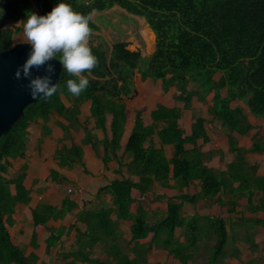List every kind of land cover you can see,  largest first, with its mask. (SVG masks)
<instances>
[{"label": "trees", "instance_id": "obj_1", "mask_svg": "<svg viewBox=\"0 0 264 264\" xmlns=\"http://www.w3.org/2000/svg\"><path fill=\"white\" fill-rule=\"evenodd\" d=\"M32 1L41 14L50 11L58 2ZM67 2L77 11L91 16L92 31H99L92 19L93 12L101 13L114 6L144 18L154 34V51L143 68L140 65V53L127 50V43L113 44L109 58L101 46H91L98 62L93 69L86 70V74L89 73V85L79 96L69 92L66 84L67 79L78 77L61 69L57 93L39 98L26 107L22 118L0 136V263L35 264L37 261L36 256L24 257L22 251L12 245L4 226V217L13 214L16 202L28 204L30 201L29 192L23 185V172L10 179L2 176L7 172L9 159L23 156L29 124L38 119L47 122L52 111L59 116L66 113V120L74 119L79 104L89 101L95 127L104 129L106 116H111V138L101 142V159L106 167L120 149L123 125L128 114L123 97L131 94L133 70L139 68L142 80H160L163 91L175 86L179 92L176 98L183 102L185 108L194 95L204 100L212 92L208 113L226 130L228 149L235 158L225 171L217 172L203 164V155L198 149L184 148L186 143L194 144L198 139L205 143L208 141L201 118L193 121L190 135L184 136L178 125V109L158 106L150 114L153 122L151 126L143 125L141 111H138L124 146V153L130 158L127 172L138 177V181L132 182L128 178L112 180L99 189V193L110 198L112 207L79 212L77 220L83 222L86 229L83 233L76 231L77 248L67 256L86 264H147V254L154 247L166 251L179 264H189L196 251L202 248L205 258L203 264H222L229 239L225 221L220 217L199 215L182 218L181 206L182 202L194 203L197 198L213 200L222 190L228 189L232 195L245 197L251 212L264 213V172L256 176V166L249 165L244 156L247 152L263 153L264 140L255 137L249 148L239 147L233 133L246 135L252 125L240 108L230 107L232 101H242L252 116L264 118V0ZM5 3L9 15L4 12L0 16V51L9 49L13 34L19 32V29L13 32L4 28L5 20H22L28 11H35L28 0H5ZM216 72H220L221 76L214 80ZM189 83L194 89H187ZM221 89L226 90L224 97L220 95ZM61 95L73 102V110L65 109ZM158 123L162 125L157 129ZM60 127L67 131V126ZM155 129L161 145H172L173 155L170 159L165 158L161 148L144 147L147 137ZM84 132L80 145L57 150L55 158L59 166L71 168L76 164L82 165L81 145L96 146L92 134L88 130ZM50 175L53 181L57 180L55 171H51ZM170 179L179 189L186 187L192 180H200L201 189L195 196H180V203L168 202L165 214L155 222H149L142 202L133 199L131 192L136 189L143 195L153 189L154 182L168 186ZM234 183L237 185L233 188ZM9 184L14 185V195L10 194ZM256 193H260L261 197L254 205L251 200ZM133 203H136L135 210H132ZM235 203L233 200L227 201L229 205ZM73 206L68 200L63 201L60 208L38 206L32 211L34 225H45L49 218H59ZM121 222L129 223V239L123 238L118 231ZM255 223L264 227L263 220H256ZM177 229L182 231V241L175 237ZM49 233L47 247L53 245L60 236L57 232V237H52L53 230H49ZM148 236V245L139 243ZM98 244H101L105 255L102 260L90 257ZM127 252L131 253L130 256Z\"/></svg>", "mask_w": 264, "mask_h": 264}, {"label": "crops", "instance_id": "obj_2", "mask_svg": "<svg viewBox=\"0 0 264 264\" xmlns=\"http://www.w3.org/2000/svg\"><path fill=\"white\" fill-rule=\"evenodd\" d=\"M28 2L30 3L29 5L37 13L41 14L40 9L35 6L32 0H28ZM117 8L119 9L120 7L114 6L111 9L115 11L117 10ZM100 14H102V12L101 13L93 12L92 19L94 15L97 16ZM129 15L133 16L131 14ZM133 17L139 18V21H137L139 23L138 32L139 34L140 32L143 33V35L141 36L142 40H139L138 42L136 41L134 36L131 37L133 38L132 47L129 44V38L120 39L119 41L114 42V44L120 42L127 43L126 46L127 50L132 52H139L140 57L142 59H147L152 55L154 51V34L150 30L144 18L136 17V16ZM4 28L11 29L13 32L15 29H19V32L17 34L24 39L27 38V36L23 31L22 23L17 24V21L6 20ZM21 30L22 32H20ZM93 32L94 31H92L90 35L93 34ZM110 51L108 54H110ZM107 56L109 58V55ZM87 75H89V73ZM217 75L218 77L215 78ZM220 76L221 73L216 72L213 75V79L217 80ZM131 82L133 87L132 92L136 91L135 102L142 105V107H140L138 110L139 111L141 110V119L144 126L152 125L153 122L151 120L150 114L158 106H163L166 108H176L180 111L181 114V118H179L178 120V125L183 130V135L184 136L190 135L192 123L190 121L189 125L186 127L183 121L181 120L185 115V112H187L188 110H186L183 103L181 104L180 101L177 98H175V94H177V89L175 86H170L165 93L159 91L156 88L157 87L161 88L162 82L160 80L153 81L150 78H146L142 80L139 68H135L133 70ZM190 88L192 87H190L189 84L188 89ZM63 98L65 97L63 96ZM65 99L66 101H68L67 98ZM124 100L125 102H127L128 99H126L125 97ZM192 101H193L192 105H194L193 107H196V105L198 104L194 100ZM84 102H89V101H84ZM61 103L64 105L65 109L73 110V103L71 104V106L66 105L62 99H61ZM126 108L128 110V114L126 116L123 125V131L120 139V149L117 150L115 157H112L107 162L106 167L104 166L103 161L101 159L103 156V147L101 142L104 139L109 140L111 138V133H110L111 117L110 119H108V117L106 118L109 120L108 130L106 129V126L104 129H94L95 121L91 120L92 117L90 115V102L89 105L87 106V116L83 113V111H81L80 114H82L85 117L87 122L89 123L93 122L94 125L93 129L92 130L88 129V131L92 134L93 141L96 143V146L93 148L91 144L81 145L82 165L76 164L71 168H67L65 166H59L55 158L56 152L57 150H59L60 147L62 149L63 148L69 149L72 145V142L77 145L81 144V141L84 138L83 134H81L80 137V135H76V134L74 135L71 132L72 129L77 130V127L79 126L77 123L78 120L77 117L79 116H76V118L74 117V119L71 118V120H66L64 118V115L66 113H64V115L62 116H59L56 113L59 116V118L56 119V124H58V127L48 125L49 124L48 122L44 124V123H40L39 121L31 122L29 124L26 132V142H25V150L23 156L9 159L7 172L6 174H2V176L6 179H10L15 177L19 173L23 172L24 173L23 185L25 189L29 192L30 201L28 204H24L22 202H16L14 206L13 214H11L8 217L7 216L4 217V226L8 232L10 242L12 243V245L18 247L22 251L24 257H28L31 255L36 256L37 261L35 262V264H86L79 260L74 259L72 256L69 257L67 256L71 251L77 248L76 231H80L83 233L86 229V225L83 222L79 221V223H76L77 215L79 214L80 211H87L94 208H98L99 201L97 200H99L98 196L101 194L98 191L101 187L108 185L112 180H121L123 178H127L126 176L129 175L127 172V163L129 162L130 158L124 153V146L133 129L136 115L132 114L133 111L130 110L127 105ZM199 117H201L204 120L203 125H204L205 133L208 137V141L207 143H205L204 148L203 146L199 147L200 144H198V140L194 144L186 143L184 145V148L186 150L198 149L199 151H201L202 155H203L202 152H204V155L205 154L207 155L206 160L204 159V155H203V164L206 167L213 169L217 172L225 171L227 165L233 161L231 159L232 157L230 156L227 159L224 158L226 163H224L223 166L219 168L220 163L218 162V160L221 158H219V156L215 158V156L213 155L216 154L220 155L229 150L227 137L220 139L219 146H217V143L211 140L212 130L213 132L216 131L215 127L213 126L214 124L213 125L211 124L214 118L211 117V115L208 117L206 113L202 114V116ZM61 125L72 127L69 128L70 132L68 137H63L62 134L63 132L60 127ZM161 125L162 123L156 124L157 129ZM219 128H221V125ZM156 131L157 130L155 129V132L147 137L146 142L144 143V147L145 148L153 147L155 149L161 148L163 150L165 158L170 159L173 155V147L172 145H161L156 135ZM212 135L215 136L216 134L214 133ZM236 135L234 136L236 137ZM74 136H78L77 137L78 139L75 138L73 139ZM236 138L238 140L239 137ZM201 143H203V141H201ZM211 159L213 163H211ZM123 166L126 168V174H127L126 176H122L124 175ZM51 171H55L57 173L56 181H53L51 179V175H50ZM107 174L108 175L110 174L111 176L114 175L115 177L116 176H120V177L110 178L109 176H106ZM262 174L260 175L256 174V176H261ZM107 178L110 179V181H108ZM129 178L131 181L132 180L134 182L138 181V177L134 175H129ZM94 184L97 185L95 192L96 197L90 196L91 198L90 200L85 199L87 196L90 195L88 194V191L90 190V187H92ZM236 185L237 183H234L233 188L236 187ZM67 186L69 188L81 186L85 190V193L82 196L73 193L69 194L66 191L67 192L66 194L64 189ZM156 187L160 188L161 190H164L166 188L177 190L178 192H180L177 198H179L182 195H188L191 197L199 193L201 189V182L200 180H192L186 187H183L181 189L175 186V183L172 179L168 181V186H161L159 183L154 182L153 189L150 190L152 191V193L147 192L146 194L143 195H140L139 192L135 189L137 195L131 197L135 200H140L142 202L143 208L147 212V217L149 222H155L157 219H159L162 215L165 214L167 210V202L169 201L167 200V202L164 203L166 209H162L160 207V203L162 204L165 199L162 195H159V193L155 192ZM69 188H67V190ZM9 190L11 195L15 194V188L13 184H9ZM177 198L176 200H178ZM238 198L241 200L242 198L246 200L245 197H238L236 195H232L228 191V189L222 190V192L219 193V195H217L211 201L205 200L203 198H197L194 203L197 204L196 206L198 207L197 210L198 212L196 211L197 213L192 215L188 214L187 216H185V214L183 213V211L186 208H188L185 206V204L190 205L193 203L182 202L181 217L188 218L193 215H199V216H209V217H220L225 221L227 235L229 239L225 250L226 258L223 260L222 264H228L230 260L229 258L241 262L240 264H245V263L264 264V257L259 256L253 258L252 256L254 252L257 251H259V253L262 256H264V249L263 246L259 247L257 243L254 242L252 235L250 233V229H254L256 225H258L255 223L256 220L264 221V213L257 212L251 214L248 212H242L241 210L236 211L237 206H239L238 201H236ZM65 200H68L69 202L73 203L74 206L70 210H68L63 216L59 218H49L45 225H39V224L34 225L33 216H32L33 209L37 208L38 206H49V207L60 208L63 201ZM230 200L235 201L236 202L235 205L227 204V201ZM95 202H98L97 205L91 207V204ZM178 203H180V200L178 201ZM210 203L211 205H215V206L218 204V206L221 207L227 205L229 206L227 213L230 212L232 214H236V215L238 214L239 217L232 218L228 215L229 213L228 214L226 213L224 215L222 214L215 215L213 213H202L199 211V210L204 211L206 208V204L209 205ZM154 204H156L155 207H153V209L151 207L150 209V206ZM104 206L105 205L102 204V206L99 207H104ZM133 206H135V203L132 204V209L135 210L136 207L134 208ZM231 208L232 211H230ZM246 215H249V217H247ZM243 218L245 220H243ZM119 225H121V227H119L120 229L126 227L127 231L125 233L122 231L121 232L125 239H129L130 238L129 223L121 222L119 223ZM49 230H53L54 232L51 234L52 237H57V232L60 233V236L58 240L54 241L53 245L47 247V239H49L50 236ZM257 230L264 231L262 226H258ZM177 231L182 232L181 229H177L176 232ZM238 231L240 232V234L237 233ZM237 239L248 242L247 247L242 246L244 254H240L241 253L240 250L236 246L234 247V243L235 245H237L236 244ZM149 241H150V237L148 236L144 240H140L139 243L148 245ZM95 247L94 248L98 254H91L90 257L99 258L100 260L104 259L105 255L104 253H102V247H99L97 245ZM98 247L101 248V250L98 249ZM152 249L154 250V247H152ZM155 251L159 253V250L155 249L153 252H151L150 250L147 255L153 256L152 254L156 253ZM232 251H234V253H232ZM59 253L60 255L57 256V254ZM240 255H242V258L248 256V259L244 262L243 260H241L242 258Z\"/></svg>", "mask_w": 264, "mask_h": 264}, {"label": "rangeland", "instance_id": "obj_3", "mask_svg": "<svg viewBox=\"0 0 264 264\" xmlns=\"http://www.w3.org/2000/svg\"><path fill=\"white\" fill-rule=\"evenodd\" d=\"M93 19L96 22V24L98 25L99 31H94L93 34H91L89 36V44L92 47H95L97 45L101 46L103 51L105 53H107V55H109L108 53L111 50V46L114 44V42L119 41L120 39H128L129 38V44H130L131 47L133 46L132 45L133 38H131V37L134 36L136 41H138V42H139V40H142L141 36L143 35V33L140 32V34H141L140 35L139 32H138V24L139 23L137 21H139V18H134L133 16H130L129 14H127L124 10H122L120 8L119 9L117 8V10H115V11H113L112 9L105 10L100 15H97V16L94 15ZM113 21H115V22H113ZM20 32H22V30ZM15 35H17V36H15ZM26 41H27V38L24 39L20 35H18L17 33H14V35L12 36V45L15 44V43L26 42ZM147 60H148V58L147 59H142L140 65L143 68H144ZM87 74H88V72H87ZM217 77H218V75L215 78H217ZM189 84H190V87H192V88L188 89V87H189V85H188L187 89L188 90L194 89V86H192L191 83H189ZM156 89L159 90V91H162L164 93L166 92V91L160 90V89H162V87L161 88L157 87ZM178 94H179V92L177 91V94H175V98L178 96ZM220 95L221 96H225V89H221L220 90ZM212 96H213V93L211 92V93H209L208 95H206L204 97V100H201V101L198 99L197 95H194L191 98L190 104L188 105V107H186V110H188V111L185 112V115L181 119L186 127L189 125L190 121H191V123H193V121L196 118H201L199 116H202V114L206 113L208 115V117L210 116V114L208 113V109H209V107H211V99H212L211 97ZM124 98L125 97H123V102H125ZM135 98H136V95L132 99H129V100H127V102H125V104L128 106V108L133 111L132 114H134V115H136V113L139 111L138 109L140 107H142L141 104L135 102ZM61 99L63 100V102L66 105H70L71 106V104L73 103L71 100L66 101V99L63 98L62 95H61ZM192 100H194L198 104V105H196V107H193L194 105H192L193 104ZM180 103L182 104L183 102L180 101ZM79 105L80 106L78 107V111H79L78 115L76 114V116H79V117H77L78 118L77 123H78L79 126L77 127V130L72 129L71 132L74 135L75 134L76 135H80V137H81V134H83V136H84V134H85L84 131L85 130H88V129L92 130L94 125H93V122H90V123L87 122L85 117L82 114H80L81 111H83V113L87 116V106L89 105V102H84L83 101ZM230 107L232 109L235 108V107L240 108L242 110V113L246 116V118H247L248 122L250 123V125H252V129L246 135H239L237 133H233V136L236 135V134L239 135V136L236 135V137H239L238 140H237V138L235 136H234V138L237 140V144L240 147L245 148V149L249 148L250 145L252 144L253 139L255 137L257 139L259 138V139H263L264 140V118H259V117L252 116L249 113L247 107L244 105V103L242 101L235 100V101L230 103ZM76 116H75V118H76ZM146 116H147V114H146ZM107 117H108V119H110L111 116L107 115L106 118ZM57 118H59V116L56 114L55 111H52L50 116H49V119L47 121L49 123L48 125H52V126L58 127V124H56V119ZM179 118H181V114H180ZM108 119H106L105 124H104V128L106 126L107 130L109 129V126H108L109 120ZM91 120L95 121L94 118H91ZM37 121H39L40 123H44V124L47 123V122H44V121H42L40 119H38ZM211 124L212 125L214 124L213 126L216 129L215 132H213V130H212L211 140L213 142L215 141L217 143V146H219V140L223 139L224 137L225 138L227 137L226 130L224 128H222V127L219 128L220 127V125H219L220 123L217 120H215V119L212 120ZM69 128H72V127L68 126L67 131H65L64 129L61 128V130L63 132L62 133L63 137H68L69 136V132H70ZM94 129H101V128L95 127ZM260 132H261V134H259ZM214 133L216 134L215 136L212 135ZM77 137L78 136H74L73 139L74 138L78 139ZM201 141H203V140L198 139V144H200L199 147L203 146V148H204L205 142L201 143ZM227 142H228V140H227ZM74 144L75 143L72 142V145H74ZM75 145H77V144H75ZM188 147H189V145H188ZM195 147H196V145H195ZM60 149H62V148L60 147L59 150ZM202 153L204 155V152H202ZM213 156H215V158H217V156H219V158H221V159L218 160V162L220 163L219 168H221L223 166V164L226 163L224 158L227 159V158H229L231 156L232 157L231 159L234 160V154L231 153L229 150L226 151L223 154H220V155L216 154V155H213ZM244 156H245L246 161H247V163L249 165H255L256 166V174L257 175H260V174H262L264 172V152L263 153L247 152V153L244 154ZM204 159L205 160L207 159V155L206 154L204 155ZM211 163H213L212 159H211ZM122 171H123V169H122ZM126 175H127L126 174V168L124 167V175H122V176H126ZM106 176H109L110 178L120 177V176H116L115 177L114 175L111 176L110 174L109 175L107 174ZM126 177L128 179H130L129 175H127ZM127 178H125V179H127ZM118 179H120V178H118ZM107 180L110 181V179H108V178H107ZM136 180H137V178H136ZM94 183H95V181H94ZM67 188H69V187L67 186L64 189L66 194L68 192L69 194L73 193V194H76V195H82L83 196V194L85 193V190L81 186H76L74 188H69L68 190H67ZM96 188H97L96 184H94L92 187H90V190L88 191V194H90V195L87 196L86 198L85 197L84 198L90 200L91 199L90 196H95ZM148 192L152 193V191H148ZM155 192L159 193V195H162L164 197V199H165V200L163 199L164 202L162 204L160 203V207L162 209H166V206L164 205V203L167 202V200H169L168 202H175V203H178V201L180 200V199L177 198L178 194H180V192H178L177 190H173V189H169V188L161 190L160 188L156 187ZM136 193L137 192H135V189H133V191L131 192V196H133V197L136 196L137 195ZM172 197H174V198H172ZM256 197H258V198H256ZM260 197H261L260 193L259 194H254V196L252 197V200H251V201H253L252 203L254 205H256V201L258 199H260ZM98 198H99V200H97V201H99L98 208H100L99 206H102V204L105 205L104 207H106V208L112 207L111 201L104 194H100L98 196ZM176 198L178 200H176ZM236 201H238V204H239V206H237V208L235 207L236 211L237 210L238 211L241 210L242 212H248V213H251V214H254V213L258 212V211L257 212H251L249 210V208H248L249 202L247 201V199L244 200L242 198V200H241V199L238 198ZM97 203L98 202L92 203L91 207L97 205ZM156 204L150 206V209H151V207L153 209V207H155ZM196 205H197L196 203H193V204H190V205H186L185 204V206L188 207V208H186L183 211L185 216H187L188 214L192 215V214L197 213L198 212L197 211L198 207ZM133 207L134 208L136 207V203H135V206H133ZM228 207L229 206H227V205L221 207V206H218V204L215 206V205H211V203H210L209 205L206 204V208H205L204 211H201V210H199V211L202 212V213H213L215 215L216 214L224 215V214L227 213V211L229 209ZM235 208H234V210H235ZM228 213L227 214L230 217H232V218H238L239 217L238 214L236 215V214H232L230 212H228ZM246 216L249 217V215H246ZM111 217L114 218V216H111ZM243 220H245V219L243 218ZM76 221H75L76 223H79L78 220H76ZM258 226H261V225H256V227L254 229H250V233L252 235V238H253L254 242L257 243V245L259 247H262V246H264V231L257 230ZM119 227H121V225H119ZM122 227H123V225H122ZM262 228L264 229V227H262ZM118 231L119 232L122 231V232L125 233L127 230H126V227H123L121 229L119 228ZM237 233L240 234L239 231ZM180 234H181V232L177 231L176 234H175V237L178 238L180 241H182L183 238H182V236ZM122 237H123V234H122ZM236 244L237 245H235V243H234V247L236 246L240 250V252H241L240 254H244L242 246L243 247H247L248 246V242H245L244 240H238L237 239ZM97 246L101 247V244H98ZM131 246H133V245H131ZM99 247H98V249L101 250V248H99ZM95 248H94V250L92 251L91 254H98L97 251L95 250ZM129 248H130V245H129ZM154 250H155V248H154ZM154 250L151 247V252H153ZM157 250H159V253L157 251H155L156 253H153L152 254L153 256H148L147 255V257H146V263L147 264H179L178 262L173 260L171 257H169L167 255L166 251H164L162 249H157ZM127 253L130 256L131 253L130 252H127ZM232 253H234V251H232ZM58 255H60V253L57 254V256ZM240 256L242 258V255H240ZM252 256H253V258L259 257V256L264 257V256H262L259 253V251L254 252V254ZM204 259H205L204 258V251L201 248V249H198L196 251L195 256L193 257V259L190 261L189 264H203ZM229 259H230L229 260L230 264H233V263L234 264H240L241 263L239 261H236L235 259H232V258H229ZM247 259H248V256H245L241 260H243L245 262ZM226 261H227V259H226Z\"/></svg>", "mask_w": 264, "mask_h": 264}, {"label": "clouds", "instance_id": "obj_4", "mask_svg": "<svg viewBox=\"0 0 264 264\" xmlns=\"http://www.w3.org/2000/svg\"><path fill=\"white\" fill-rule=\"evenodd\" d=\"M4 12L5 9L0 7V16ZM90 20L89 14L77 11L67 0H58L47 13L28 11L22 20L17 21V24H23L30 51L15 76L18 79L30 77L28 88L32 98H47L57 93L58 81L53 82L51 75L55 66L49 61L57 60L58 54L62 69L78 77L67 79V90L79 96L88 87L86 70L90 71L98 62L89 44ZM41 66L46 67V74L32 77V69Z\"/></svg>", "mask_w": 264, "mask_h": 264}, {"label": "water", "instance_id": "obj_5", "mask_svg": "<svg viewBox=\"0 0 264 264\" xmlns=\"http://www.w3.org/2000/svg\"><path fill=\"white\" fill-rule=\"evenodd\" d=\"M88 3L91 0H81ZM0 7L7 12L5 3L0 1ZM8 14V12H7ZM30 51V44L27 42H19L11 45L9 49L0 51V136L7 133L12 125L22 118L24 109L35 103L38 99H34L29 95V79L30 77L17 78L15 72L22 65ZM55 66V71L51 73L53 82L59 79V73L62 65L59 60L49 61ZM47 70L45 66L32 69V77L36 75H44ZM136 95V91L126 96V99H132Z\"/></svg>", "mask_w": 264, "mask_h": 264}, {"label": "flooded vegetation", "instance_id": "obj_6", "mask_svg": "<svg viewBox=\"0 0 264 264\" xmlns=\"http://www.w3.org/2000/svg\"><path fill=\"white\" fill-rule=\"evenodd\" d=\"M0 1L3 2V3H5V0H0ZM5 5H6V3H5ZM6 7H7V5H6ZM7 12H8V11H7ZM7 12L5 11V14H6V15H9V12H8V14H7ZM6 20H10V19H6ZM6 20H5V21H6ZM11 21H13V20H11ZM17 21H19V20H17Z\"/></svg>", "mask_w": 264, "mask_h": 264}]
</instances>
